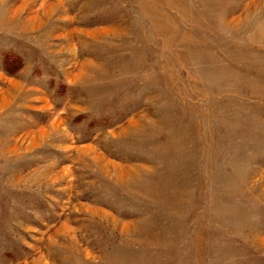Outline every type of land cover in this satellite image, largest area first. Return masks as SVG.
<instances>
[{
	"label": "rangeland",
	"instance_id": "obj_1",
	"mask_svg": "<svg viewBox=\"0 0 264 264\" xmlns=\"http://www.w3.org/2000/svg\"><path fill=\"white\" fill-rule=\"evenodd\" d=\"M0 264H264V0H0Z\"/></svg>",
	"mask_w": 264,
	"mask_h": 264
}]
</instances>
